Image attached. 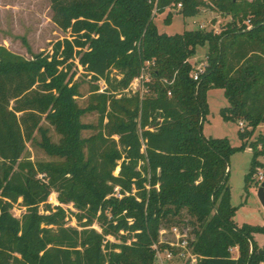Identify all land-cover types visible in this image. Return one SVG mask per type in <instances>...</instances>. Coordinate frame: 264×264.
<instances>
[{"label":"trees","instance_id":"16d2710c","mask_svg":"<svg viewBox=\"0 0 264 264\" xmlns=\"http://www.w3.org/2000/svg\"><path fill=\"white\" fill-rule=\"evenodd\" d=\"M49 1L53 22L69 38L32 59L0 46V264H154L161 228L184 212L194 264L264 262L254 238L264 228L236 224L229 186L231 156L264 123V0H213L232 18L225 29L175 35L159 32L155 9L182 4V16L194 18L201 0ZM205 46L195 80L190 60ZM78 66L94 82L85 109L77 102ZM136 79L143 93L127 91ZM212 89L229 103L221 110L226 121H246L238 147L204 135ZM92 112L96 126L82 122ZM43 121L61 135L59 144ZM87 129L96 134L84 138ZM36 133L53 160L25 158ZM251 146L246 190L264 167V136ZM53 192L73 204L78 227L48 202Z\"/></svg>","mask_w":264,"mask_h":264},{"label":"rangeland","instance_id":"374dc122","mask_svg":"<svg viewBox=\"0 0 264 264\" xmlns=\"http://www.w3.org/2000/svg\"><path fill=\"white\" fill-rule=\"evenodd\" d=\"M201 1L204 4L200 7L199 14L194 18H184L178 8L167 9L163 14H156L154 21L159 32L175 35L185 30L200 29L220 33L232 20L231 16L225 15L217 9L213 0ZM169 13H171V19L170 22H166ZM52 16L53 12L49 0H0V46H4L11 52L27 59H32L40 53H52L53 45L57 41L70 37L69 32L62 31L53 22ZM246 24L250 29V23L246 22ZM207 53L208 46L199 47L196 56L190 60L196 70L203 69L206 65ZM115 74H117L116 70L113 71V75ZM74 81H77L80 85L81 96L77 98V102L81 108L85 109L88 106L89 91L94 82L90 77L84 75L81 66H78ZM99 85L102 87L103 81H100ZM136 86L134 84L131 85L135 91L137 89ZM138 90L143 92L139 84ZM208 103L210 113L204 124V135L208 138H228L232 146H240L242 141L238 136V132L241 131L239 124L240 122L244 123V131L247 128V124L243 119L234 122L226 121L222 117L221 110L229 106L223 90H210L208 93ZM82 122L96 126L98 123V114L95 112L87 113L83 116ZM43 126L48 128L51 141L59 144L62 137L55 128L46 121H43ZM94 134H96V130L87 129L82 132L84 138H88ZM261 136H264V123L253 130V134L246 140L247 149L233 154L230 158L229 186L231 189V203L237 208L234 220L238 226L249 224L264 228V207L258 197V190L263 182L259 181L257 175L260 172L264 173V167L260 168L256 175H254L248 190L245 189V178L250 169L253 153L251 143H255ZM40 141L41 137L36 133L35 142L27 143L25 158L33 162L53 160L38 145ZM260 149H262V146L258 144V150ZM259 161L264 165V156H260ZM118 173L119 168H117L115 174L117 175ZM57 197V193L53 192L48 202L52 206H58L59 201ZM73 209L71 210L66 207L68 217L66 219L67 225L78 227L74 216L78 211L75 208ZM23 212L24 209H22L20 204L15 205L13 213L17 217H20ZM190 220L191 218L184 212L182 218L177 219V221L175 220L174 223L163 228H166L168 231L173 224H178L187 228L189 233H192L193 226L189 224ZM93 227L100 231L97 224ZM254 238L257 244L264 248V233H256L254 234ZM108 239L111 242H116L113 237H108ZM233 255L235 257L238 256L237 249L233 250ZM260 264H264V262Z\"/></svg>","mask_w":264,"mask_h":264},{"label":"built area","instance_id":"2783aa9c","mask_svg":"<svg viewBox=\"0 0 264 264\" xmlns=\"http://www.w3.org/2000/svg\"><path fill=\"white\" fill-rule=\"evenodd\" d=\"M172 8H178L179 10L182 8V4L172 5L168 9ZM157 14V10L154 11V16ZM247 23H250L247 21ZM149 65V64H148ZM203 69H199L195 71L193 74V78L195 80H198L199 74L202 73ZM141 79H145L146 81L149 80V77L147 74H144L141 76ZM140 79H136L133 83L136 86L137 83V89H138V83ZM132 85V84H131ZM107 89L106 84L103 82V85L101 87L100 92H104ZM136 89L130 88L127 91H131L132 93L138 92ZM142 90L144 92V89L142 87ZM142 92V91H141ZM142 92V93H143ZM240 128L241 131H244V123L240 122ZM258 175L259 181L264 182V173L260 172ZM42 178V175L40 176ZM119 197L121 195L118 194ZM60 207H62L66 212V207L70 208L71 210H74L73 204H61L58 203ZM68 218V217H67ZM108 239V238H107ZM109 240V239H108ZM194 241V235L189 233L187 228H184L180 225H174L172 226L168 231L166 228H161L159 232V239L158 241L154 242L152 245V250L155 253V262L154 264H194L198 261V255L193 252V246L192 243Z\"/></svg>","mask_w":264,"mask_h":264},{"label":"water","instance_id":"95a60500","mask_svg":"<svg viewBox=\"0 0 264 264\" xmlns=\"http://www.w3.org/2000/svg\"><path fill=\"white\" fill-rule=\"evenodd\" d=\"M258 197L264 207V182L261 184L259 190H258Z\"/></svg>","mask_w":264,"mask_h":264}]
</instances>
